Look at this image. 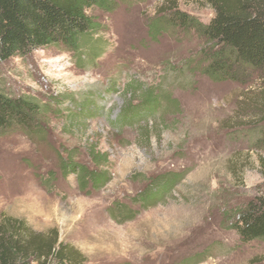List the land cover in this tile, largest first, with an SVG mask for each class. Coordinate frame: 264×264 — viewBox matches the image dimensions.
I'll use <instances>...</instances> for the list:
<instances>
[{"label":"rangeland","instance_id":"1","mask_svg":"<svg viewBox=\"0 0 264 264\" xmlns=\"http://www.w3.org/2000/svg\"><path fill=\"white\" fill-rule=\"evenodd\" d=\"M175 10L201 25L214 15L206 0H111L88 12L95 54L48 48L0 63V92L38 105L33 128L0 134V222L56 235L84 264H264V241L231 229L236 211L264 200V75L210 81L197 33L149 30ZM144 92L158 112L120 124ZM79 167L106 181L83 187ZM167 174L183 177L160 203L132 207L129 221L114 214Z\"/></svg>","mask_w":264,"mask_h":264},{"label":"trees","instance_id":"2","mask_svg":"<svg viewBox=\"0 0 264 264\" xmlns=\"http://www.w3.org/2000/svg\"><path fill=\"white\" fill-rule=\"evenodd\" d=\"M206 1L214 12L207 24L201 25L175 10L152 21L149 30L154 35L168 28L197 33L203 41L202 74L213 83H239L241 76L246 78L249 72L264 75V0ZM110 7L111 0H0V63L48 48H60L74 56L83 48L89 55L95 54L99 49L93 40L97 26L88 12ZM259 92L264 100V83ZM160 104L157 96L144 92L140 104L126 108L118 122L144 123L147 117L158 112ZM88 107L93 108L91 104ZM37 113L38 105L34 102L9 98L0 92V134L14 127L33 128ZM262 135L257 143L264 148V132ZM70 167L67 165L66 169ZM77 172L83 187L90 184L96 188L106 181L104 173L98 171L79 167ZM182 177L167 174L151 181L131 200L133 205L114 206V214L131 220L135 214L132 207L156 206ZM234 217L231 229L241 242L264 241V200L249 202ZM0 264H84V261L80 253L58 242L56 235H34L24 222L5 218L0 222Z\"/></svg>","mask_w":264,"mask_h":264}]
</instances>
